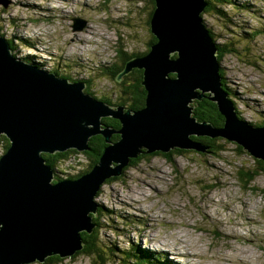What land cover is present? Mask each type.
Wrapping results in <instances>:
<instances>
[{
	"label": "rangeland",
	"instance_id": "1",
	"mask_svg": "<svg viewBox=\"0 0 264 264\" xmlns=\"http://www.w3.org/2000/svg\"><path fill=\"white\" fill-rule=\"evenodd\" d=\"M9 1L0 7V31L18 58L43 73L63 76L55 78L68 84L82 81V92L86 88L97 99L115 100L117 85L102 71L115 64L119 48L125 55L139 54L136 58L150 52L149 0ZM232 4L217 3L226 18L204 13L201 21L216 43L235 49L220 62L215 53L218 76L221 72L223 89L232 92L235 110L253 128H264L254 126L264 125V0ZM76 19L84 22L73 30ZM254 31L260 33L253 39L242 35ZM216 138L214 152L146 155L123 167L119 179L100 186L93 199L102 208L94 214L102 227L96 246L107 264L139 262L135 254L141 252L151 258L147 264H264V174L244 185L238 174L259 172L257 159L242 147L236 150V143ZM4 148L0 142V156ZM84 152L60 163L63 173L51 167L55 183L82 177L88 164ZM62 260L59 264H91L83 255Z\"/></svg>",
	"mask_w": 264,
	"mask_h": 264
},
{
	"label": "water",
	"instance_id": "2",
	"mask_svg": "<svg viewBox=\"0 0 264 264\" xmlns=\"http://www.w3.org/2000/svg\"><path fill=\"white\" fill-rule=\"evenodd\" d=\"M9 2L0 0V5L6 8ZM155 4L150 28L157 42L146 57L127 62L116 78L120 82L134 68L143 70L146 98L140 111L108 108L84 94L83 83L68 84L16 59L0 36V135L11 140L0 156V264L42 263L82 249L79 233L94 227L88 214L98 210L93 199L99 187L142 153L174 147L205 152L191 135L223 137L264 162V128L240 120L222 87L216 43L201 21L205 0ZM82 20H74L73 30ZM203 97L216 104L223 127L191 117V104ZM100 117L120 121L119 141L109 143L115 132ZM94 135L109 144L98 164L75 182L52 183L41 154L89 150L86 144Z\"/></svg>",
	"mask_w": 264,
	"mask_h": 264
},
{
	"label": "trees",
	"instance_id": "3",
	"mask_svg": "<svg viewBox=\"0 0 264 264\" xmlns=\"http://www.w3.org/2000/svg\"><path fill=\"white\" fill-rule=\"evenodd\" d=\"M205 2L207 3V6L205 8V11L202 14H219L222 15L223 17L226 18V14L225 12H223L221 9L218 8L217 3L221 2V3H228L229 5H233L232 4V0H205ZM149 5H150V12L148 13V21L147 24L149 22L150 25V21L153 17V13L155 11V0H149ZM235 9L241 8L242 10L248 9L251 10L250 8H246L244 6L238 7V6H234ZM255 14V13H254ZM257 15V14H255ZM202 16V15H201ZM204 25V23H203ZM204 27L207 29L206 25H204ZM208 34L210 35V37L213 36V42L216 43V40L214 39V35L213 33L208 30ZM260 32L258 31H254L250 34H245L242 33L243 36L245 37H249L250 39H253L254 37H256ZM121 38V42L123 41V38ZM244 40H248V38L244 39ZM157 42L156 38L153 36V38L151 39V41L149 42L148 46L149 49H151V46H153L155 43ZM9 45H10V50H12V53L15 57L18 58V55L15 53V49L12 48L11 46V41H8ZM232 44L231 43H216V48H217V58L218 61L220 62L223 57L231 52H234L235 49H230ZM27 48H29V46H27ZM148 54V53H147ZM122 54L119 48V51H117V55H116V62L114 65H109V67H105L103 72V75L107 76L110 80H112L113 82H115V84L117 85V93H115V100L114 101H109L106 100V98L104 96H101L99 99L95 98L93 96L92 93L87 92L86 88L84 90V93L86 94H90L92 96V98H94V100H96L99 103L104 104L106 107L109 108H118V107H123L125 110L129 109V110H133V111H139L141 109L144 108L145 106V98H146V92L145 89L142 85V81H143V70L142 69H138V68H134L128 75L124 76L120 82H117V76L124 70L125 65L127 62H129L132 59H135L137 56H139V54H131V55H125ZM173 57H175L173 55ZM25 62L30 64V61L26 60V58H22ZM36 64H34L33 66H35ZM58 77L63 78V76H60L58 74H55ZM171 77H173L174 75H170ZM220 77H222V74L220 72ZM66 79V78H65ZM69 81H71L70 79H68ZM79 84L83 83L82 81H78ZM116 90V89H115ZM226 90V89H225ZM228 93V98L230 99V97L232 96V92L230 91H226ZM192 107L194 108V111L192 113V115L197 119V121L199 122H207L208 124H212L215 127H223L224 124V118L219 114L217 106L214 102L210 101L207 97H203L201 100L199 101H195L192 105ZM198 107V108H197ZM237 112V110H236ZM237 115L239 116V114L237 113ZM239 119L241 120L240 116ZM101 123L107 127L108 129H110L111 131H114L115 133H112L111 137L109 138V143H116L117 141L120 140V135H118L116 133V131H118L121 128V123L119 120L117 119H113L112 117H104L103 119H101ZM257 127H262L264 125L259 124V125H254ZM216 139H210V138H206V137H191V140H193V142L198 143V144H202L205 147V152H214V150L218 149V146L216 145ZM0 142L2 144L5 145V151L7 152L9 147H10V143L11 140L8 139L7 135H0ZM109 144L106 143L105 138L102 135H96L94 137H91L88 140V152H84V154L86 155L87 159H88V164L86 165V170L83 171V173H81L79 176H83L87 173H89L99 162L101 155L103 154L104 150L106 147H108ZM221 147V146H219ZM208 150V151H207ZM236 150L242 152V148L238 147L236 148ZM192 151V150H189ZM79 151L77 150H65V151H56L54 154L51 153H42L41 157L44 160V162L49 165L50 167H52L53 169L59 168L58 166L60 163H64V160H68L69 157H73L76 156V154H78ZM184 152H188V150L184 151V150H173L168 154H162V153H154V154H150L151 156H157V155H161L165 158H168V156L170 154H181ZM250 155V154H249ZM146 155H140L138 158L131 160L129 166H134L136 165L137 161L142 160V158H144ZM256 164L258 166V171L259 172H253L252 175L250 174H243V173H239L238 174V179L240 182H242L244 185H247V183L253 181L254 179V175H258V174H264V162L260 161V160H255ZM63 164V165H64ZM127 168H125L124 170H126ZM66 171V170H64ZM64 171L60 172L63 173ZM124 172V171H123ZM123 174V173H122ZM79 176H76V178H78ZM117 178L119 179V177H111L108 179H105L104 184H111L112 182L116 181ZM52 183H55V180H53ZM97 197V196H96ZM95 197V198H96ZM102 208L100 207L98 209L97 212L101 211ZM91 216V218L93 219V225H94V229L92 231V233H87V232H80L79 233V237L80 240L82 242V249L76 251L71 257H77L79 255H83L86 256L90 259L91 264H107V261L104 260L103 255L101 253V251L97 249L96 243H97V236L99 234V231L102 229V227L97 223V218L94 217L93 214H89ZM97 221V222H96ZM137 250V249H135ZM141 251V250H139ZM144 252L139 253V256H136L135 254V258L137 259V261L139 262H133V264H147V261H149L151 258L148 257L147 255L144 256L143 254ZM128 257L131 255L129 253L126 254ZM155 257V259L158 261L160 260L158 257H156L155 255H152ZM70 257V256H69ZM62 257L59 255H51L48 256L44 259V261L40 264H59L61 263ZM150 264H153V262H151Z\"/></svg>",
	"mask_w": 264,
	"mask_h": 264
},
{
	"label": "bare ground",
	"instance_id": "4",
	"mask_svg": "<svg viewBox=\"0 0 264 264\" xmlns=\"http://www.w3.org/2000/svg\"><path fill=\"white\" fill-rule=\"evenodd\" d=\"M64 1V0H63ZM67 1V0H66ZM69 1V0H68ZM86 40V39H85ZM35 69H37V70H39L38 68H36L35 67ZM40 71V70H39ZM129 74V73H128ZM127 74V75H128ZM126 76V75H125ZM124 77V76H123ZM122 77V78H123ZM170 77V76H169ZM121 78V79H122ZM227 98H228V96H227ZM229 99V98H228ZM230 100V99H229ZM233 104V103H232ZM191 108H192V104H191ZM113 109V108H112ZM124 109V108H123ZM235 109V108H234ZM125 110V109H124ZM142 110V109H141ZM192 110H193V108H192ZM132 112H135V111H133V110H131ZM140 111V110H139ZM235 112H236V110H235ZM237 113V112H236ZM193 115H192V111H191V117H192ZM192 118H194V117H192ZM195 119V118H194ZM195 121H196V119H195ZM243 122H245V123H247L249 126H250V124L248 123V122H246V121H244V120H242ZM197 122V121H196ZM208 125H210V124H208ZM252 127V126H251ZM257 129V128H256ZM192 136V135H191ZM190 136V137H191ZM190 137H189V139H190ZM216 138V137H215ZM86 147L88 148V141H87V144H86ZM175 149H179V150H192V149H182V148H179V147H174V148H172V149H170L168 152H166V153H163V152H160V151H157V152H159V153H162V154H168V153H170V151H172V150H175ZM69 150H75V149H69ZM144 150V149H143ZM88 152V150H83V151H81V152ZM145 151V150H144ZM157 152H154V153H157ZM154 153H150V154H154ZM150 155V154H147V153H142V155ZM141 155V154H140ZM139 155V156H140ZM138 156V157H139ZM137 157V158H138ZM136 159V158H135ZM43 160V159H42ZM131 160H133V159H130L129 160V162H128V164L127 165H125L124 167H127L129 164H130V162H131ZM48 166L49 167V169H50V171L52 172V174H53V179L55 180V172L51 169V167L49 166V165H47L45 162H44V164H43V166ZM117 166V164L116 163H113V167H116ZM111 167H112V165H111ZM112 167V168H113ZM123 169V168H122ZM122 169H121V173H120V175H122ZM88 174V173H87ZM86 175V174H85ZM85 175H83V176H85ZM120 175H118V176H115V177H119ZM82 176V177H83ZM81 178V177H80ZM64 181H70V182H75V181H77V180H75V181H73V180H64ZM57 183H60V182H57ZM100 188V187H99ZM97 194V193H96ZM96 196V195H95ZM88 217H89V219L91 220V224L93 225V223H92V219H91V217H90V215L88 214ZM94 226V225H93ZM94 228V227H93ZM92 228V229H93ZM92 229H91V233H92ZM84 232V231H83ZM90 234V233H89ZM188 252V251H187ZM192 256H193V254H191ZM187 264H188V262H187Z\"/></svg>",
	"mask_w": 264,
	"mask_h": 264
},
{
	"label": "clouds",
	"instance_id": "5",
	"mask_svg": "<svg viewBox=\"0 0 264 264\" xmlns=\"http://www.w3.org/2000/svg\"><path fill=\"white\" fill-rule=\"evenodd\" d=\"M0 36L1 37H3L4 35H3V33L0 31ZM4 38V37H3ZM9 48H10V45H9ZM11 49V48H10ZM11 51V54L13 55V53H12V50H10ZM14 56V55H13ZM15 57V56H14ZM16 59H18V60H20L19 58H16ZM26 64H28V63H26ZM30 65V64H29ZM32 66V65H31ZM34 67V66H33ZM79 83V82H78ZM54 180V179H53ZM99 205V204H98ZM98 211V210H97ZM94 215V214H93Z\"/></svg>",
	"mask_w": 264,
	"mask_h": 264
},
{
	"label": "flooded vegetation",
	"instance_id": "6",
	"mask_svg": "<svg viewBox=\"0 0 264 264\" xmlns=\"http://www.w3.org/2000/svg\"><path fill=\"white\" fill-rule=\"evenodd\" d=\"M9 4H10V2H9ZM9 4H8V5H9ZM8 5H7V7H8ZM0 7L4 8L2 5H0ZM4 9H5V8H4Z\"/></svg>",
	"mask_w": 264,
	"mask_h": 264
}]
</instances>
